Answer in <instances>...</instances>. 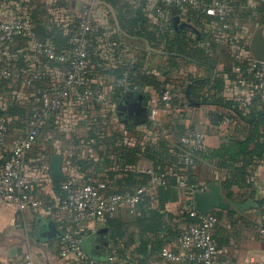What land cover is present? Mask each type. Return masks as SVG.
I'll use <instances>...</instances> for the list:
<instances>
[{"label": "crops", "instance_id": "1", "mask_svg": "<svg viewBox=\"0 0 264 264\" xmlns=\"http://www.w3.org/2000/svg\"><path fill=\"white\" fill-rule=\"evenodd\" d=\"M20 1L28 9L19 14L32 20L36 38L20 37L1 43L0 59L15 69L37 71L39 79L34 85L26 86L16 80L0 78V109L6 115L10 127L7 143L0 147V161L10 153L14 141L23 135L28 126L24 122L28 123L29 118L40 111V91L58 87L65 78L68 64L50 59L42 45L50 43L57 49L61 48L59 50L70 47L80 14L85 8H90L92 22L88 35L87 75L89 81L101 91L99 102L87 99L77 103L65 99L59 111L45 118L37 141L24 163V174L31 184V193L35 198L45 202L56 201L63 194L62 183L55 184L58 181L53 180L50 169L51 158L56 154L63 156L62 170L67 176L66 181L78 184L87 176H93L99 181L110 176L122 178L128 174V169L129 172L147 171L151 168L152 161L144 155V149L157 146L163 138L171 141L173 148L183 146L181 140L189 128L203 132L210 147L219 145L222 139L230 136L244 138L247 135L249 127L244 120L230 117L218 123L212 120V113L227 111L218 105L182 107L180 104L184 95L181 90L187 83L186 74L192 73L200 77L209 72L205 67L179 60L178 66L181 69H174L166 75L171 69L168 57L155 55V52L160 51L155 49L153 42L146 36L134 35L131 26L126 23L127 8L141 7L147 21L144 23L143 33L152 31L154 25L168 27L169 21L173 22V17L179 14L182 21L189 19L197 30L191 27L177 28L173 22L174 29L178 31L189 28L198 34L200 29L188 16V11L195 8L173 7L168 18L160 20L156 16V10L161 6L160 0H116V3L108 0ZM225 1L232 6L233 16L238 19V23L229 29H223L216 17L203 19L205 31L215 38L214 42L221 45L216 50L210 47L209 53L217 59L214 72L225 82L221 95L248 112L255 101L263 103L264 91L258 90L249 81L240 83L235 65L255 58L251 43L257 29L264 28V23L254 19H264V0ZM132 15L129 16L137 17L136 12H132ZM13 16L15 15L0 11V21ZM56 34L66 36V46L58 47L55 42L59 37L54 40ZM130 63L143 65L140 70L142 73L145 71L153 74L166 88H171L177 105L165 110L158 89L152 85H139L138 90L127 91L118 88L116 80L121 70ZM129 91L135 93L131 99L127 97ZM139 94L143 95V105L148 108L146 120L135 119L122 111L124 104L139 100ZM153 109H158L156 115L151 114ZM175 121L185 125L184 135L179 136L172 130L170 124ZM121 145L127 150L140 147L143 154L135 164L124 165L122 153H118ZM178 156L181 159V153ZM189 167L204 190L211 183L219 185L221 194L229 203L227 208L219 207L211 211L220 215L214 231L219 249L218 259L231 258L239 264H251L253 260L264 259V233L259 230L264 227V158L254 167L246 181L233 185L232 198L227 197L228 191L220 184L229 175L228 170L215 169L213 165L200 160ZM169 173H173V170ZM178 189L182 190L180 187ZM248 199H252L257 206H251L242 212L231 204L233 200L244 202ZM190 201L194 200L182 190L179 200L167 204V210L176 216L175 222L182 231L186 227V222L182 219L183 209ZM129 210L128 214L121 217L125 235L116 245L123 250L116 264L127 262L141 235L136 222L138 213L135 208ZM119 215L120 212L95 221L75 224L57 209L47 211L44 208H27L17 211L0 196V263L22 264L24 254L30 251L40 264H86L76 255L60 257L58 239L37 238L38 227L50 220L61 231L70 230L82 234L80 245L88 257L105 258L111 247L108 221ZM146 235L153 236V233L147 232ZM129 236L132 237L129 239ZM167 246L176 245L172 243ZM145 264L184 263L168 262L160 253H156L146 259Z\"/></svg>", "mask_w": 264, "mask_h": 264}, {"label": "built area", "instance_id": "2", "mask_svg": "<svg viewBox=\"0 0 264 264\" xmlns=\"http://www.w3.org/2000/svg\"><path fill=\"white\" fill-rule=\"evenodd\" d=\"M161 6L156 10V16L165 20L171 14L173 7H190L202 10L208 16L216 17L223 29H229L238 19L233 16L232 6L225 0H160ZM90 8L82 10L77 27L72 36L70 47L59 50L53 44H43L42 49L46 55L55 61L68 64L65 78L61 85L54 89H42L40 91V111L30 117L28 126L23 135L17 138L10 153L0 161V196L7 204L13 205L17 211L27 208H44L47 211L57 209L65 215L72 223L81 224L107 217L110 214L123 212L135 208L142 199L145 187L134 191L109 193L107 184L103 181L88 178L78 184L62 181L63 194L56 201H42L35 198L32 193L30 182L24 174V163L28 153L35 145L40 130L46 117L55 114L65 99L80 103L84 100L99 102L101 91L87 75V62L89 57V39L91 30ZM36 38V31L32 20L25 15L13 16L8 20L0 21V44L10 42L16 38ZM146 69V68H144ZM235 71L239 74L238 81L251 82L258 90L264 91V62L251 58L244 63L235 65ZM0 78L16 80L23 85L32 86L39 79L37 71L15 69L0 59ZM115 85L122 89L138 90L139 86L131 83L129 71H123ZM173 99L171 88H167L162 95L163 108L170 109ZM158 109L152 110L156 115ZM228 121V120H227ZM10 132L8 119L5 114L0 113V147L5 146ZM184 151L181 159L186 166L195 163V156L207 145V136L193 128H189L182 137ZM147 172L153 173L151 169ZM155 177L154 183H162V177ZM179 187L188 189V196L194 200L197 188L188 186L183 180L179 181ZM192 217V221L186 224L184 232L175 243V247L166 246L161 251V256L168 262L184 264H239L231 258L218 259L219 249L214 238V231L218 217L209 212L200 213L195 208V202L186 206ZM264 233V227L260 229ZM82 234H76L70 230L61 231L58 238L59 256L68 258L76 255L86 264H116V255H109L106 259H95L88 257L80 245ZM22 264H40L33 253L27 251ZM251 264H264V259L253 260Z\"/></svg>", "mask_w": 264, "mask_h": 264}, {"label": "trees", "instance_id": "3", "mask_svg": "<svg viewBox=\"0 0 264 264\" xmlns=\"http://www.w3.org/2000/svg\"><path fill=\"white\" fill-rule=\"evenodd\" d=\"M108 1L113 3L117 2L116 0ZM132 12H136L137 17L129 16L132 15ZM126 15L128 17L126 23L131 26V32L137 36H146L151 43L153 42L155 49L160 51L155 52V55H166L168 57L169 68L171 69L166 75L172 73L174 69H178V71L181 69L178 66L179 60L186 63H194L203 68L205 67L209 72L200 77L192 73L186 74L187 83L181 90L184 95L180 104L182 107H200L202 105L215 104L227 111L212 113L211 118L214 122L218 123L226 117H230L244 120L248 124V132L244 138L230 136L227 139H222L221 143L214 147L206 145L195 156V164L199 160L205 161L213 165L215 169L229 171L227 178L221 180L220 184L224 190L228 191L227 197L232 198L233 191L231 188L233 185H238L241 181H246L247 176L251 174L254 167L264 158V101L261 104L255 101L250 106L249 111L244 112L237 106L236 102L226 99L221 95L225 82L218 73L214 72L217 59L209 53L210 47L216 50L220 44L214 42L215 38H212L205 31L203 21L206 17H215L206 15L202 10L191 9L188 11V16L191 17L193 23L200 29V33H194L189 28H183L177 31L174 29L172 20L169 21L168 27L166 25L160 28L154 25L152 31H144L143 33V30H145L144 23L147 21L143 16L142 8L132 9V7H128ZM34 17H36V14H34ZM254 20L264 23V19L255 18ZM140 25H142V28H139ZM57 38L58 40L55 43H57L58 47L67 45L66 36L56 34L54 40ZM244 62L240 61L237 64ZM142 66L139 63H130L121 70V73L126 70L129 71L131 83L138 86H155L158 89L162 101V95L167 88L153 74L151 75L145 71L142 73L140 71ZM172 93L171 108L175 107L178 103L174 91ZM170 126L179 136L184 135L186 131L185 125L177 123L176 121L174 124H170ZM144 150V155L152 161L150 169L153 173L147 171L129 172L128 169V174L122 178L110 176L107 179L102 178L99 180L106 181L105 183L107 184L109 193L134 191L137 188L145 187L142 199L135 206V210L138 213L136 222L140 227L141 235L137 247L132 250V256L124 264H131V262L145 264L146 259L150 258L153 254H161L164 247L176 243L184 231L175 222L176 216L167 210V204L179 200L182 190L186 193L188 192V189H178L180 180H183L188 186L194 185L197 188H202L191 167L186 166L178 156V153L182 154L184 151L183 146L173 148L171 141L163 138L157 146L147 147ZM118 153H122L121 158L125 160L123 162L124 165L129 166L135 164L140 158V155L143 154L140 147L135 146L127 150L122 145L118 148ZM171 169L174 174L169 173ZM161 175H164L162 177V183H154L153 179ZM91 177L94 178L93 176H87L85 180ZM55 184L58 185L60 182H56ZM192 202L194 203V201H190L186 205L192 204ZM129 211L120 212L121 215L117 218H111L108 221V225L111 228L109 232L111 247L107 257L114 254L120 260L122 256L121 251L123 250L117 248L116 245L125 235L121 217L126 213L128 214ZM214 214L217 217L220 216L217 213ZM182 216L186 224L192 221L187 207L183 209ZM147 232L153 233V236L146 235ZM131 237L129 236L128 238L130 239ZM107 257L99 259H106Z\"/></svg>", "mask_w": 264, "mask_h": 264}, {"label": "water", "instance_id": "4", "mask_svg": "<svg viewBox=\"0 0 264 264\" xmlns=\"http://www.w3.org/2000/svg\"><path fill=\"white\" fill-rule=\"evenodd\" d=\"M173 22L175 27H191L197 30L190 20L182 21L181 16L175 15L173 17ZM263 27L257 29L254 34L251 50L254 54L255 59L264 62V35ZM135 93L129 91L127 97L131 99ZM129 107L130 113L134 115L135 119L146 120L148 117V108L143 105V95L139 94V100L131 102ZM0 113L2 110L0 109ZM63 156L60 154L53 155L50 162V169L52 173V178L54 181L62 182L67 180V176L62 170ZM195 208L203 214H207L212 210L219 207H228L229 203L225 200L221 194V188L219 185L211 183L208 185L207 189L203 191H197L194 196ZM231 204L234 205L239 211H246L251 206H257V204L252 200L248 199L244 202L231 201ZM61 235V230L57 227L56 223L53 220L44 223L39 226L37 229V238L41 240H55L58 239Z\"/></svg>", "mask_w": 264, "mask_h": 264}, {"label": "rangeland", "instance_id": "5", "mask_svg": "<svg viewBox=\"0 0 264 264\" xmlns=\"http://www.w3.org/2000/svg\"><path fill=\"white\" fill-rule=\"evenodd\" d=\"M37 1H41V0H37ZM27 9L28 8H25V5H21L20 0H0V11H3L7 14H12L17 16L20 15L19 13H22ZM24 124L26 125L28 123L24 122Z\"/></svg>", "mask_w": 264, "mask_h": 264}, {"label": "flooded vegetation", "instance_id": "6", "mask_svg": "<svg viewBox=\"0 0 264 264\" xmlns=\"http://www.w3.org/2000/svg\"><path fill=\"white\" fill-rule=\"evenodd\" d=\"M130 103L131 102H128L127 104H124L123 106H122V111L124 112V113H126L127 115H129V116H134V115H132L131 113H130V107H129V105H130Z\"/></svg>", "mask_w": 264, "mask_h": 264}]
</instances>
